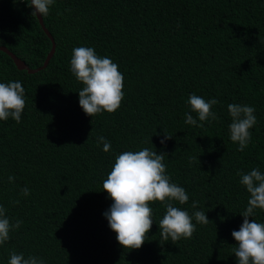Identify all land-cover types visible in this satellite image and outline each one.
<instances>
[{
  "label": "trees",
  "instance_id": "trees-1",
  "mask_svg": "<svg viewBox=\"0 0 264 264\" xmlns=\"http://www.w3.org/2000/svg\"><path fill=\"white\" fill-rule=\"evenodd\" d=\"M32 11L0 0V45L34 69L52 42ZM42 20L55 43L45 67L28 73L0 50V83L19 81L26 101L19 123L0 120V206L10 223L22 221L0 245V264L11 251L43 264H238L231 233L250 194L237 172L264 173V0H54ZM81 46L118 65L116 111L91 117L79 106L83 85L70 59ZM193 93L219 102L211 109L218 119L199 121L187 103ZM230 103L255 108L243 151L230 139ZM186 114L203 126L186 124ZM143 148L167 154L165 174L189 197L174 206L202 210L210 222L193 219L190 239L164 242L166 209L150 202L147 240L130 250L103 215L113 201L102 185L117 155ZM252 219L264 223V210Z\"/></svg>",
  "mask_w": 264,
  "mask_h": 264
},
{
  "label": "clouds",
  "instance_id": "clouds-1",
  "mask_svg": "<svg viewBox=\"0 0 264 264\" xmlns=\"http://www.w3.org/2000/svg\"><path fill=\"white\" fill-rule=\"evenodd\" d=\"M33 8L31 16H46L54 0H21ZM70 71L82 88L78 91L79 106L83 112L93 117L102 112L116 111L124 98V77L119 67L107 56H99L92 47H75L70 59ZM24 88L19 81L0 83V120L11 117L17 123L25 108ZM191 110L203 122L210 117L218 119L211 111L213 105L219 103L215 98L205 100L203 97L191 94L187 100ZM231 117L229 124L230 139L238 143L239 151H243L251 140L250 129L256 124L255 108L248 105L230 103L227 106ZM186 124L202 127L191 114H186ZM171 138L165 135L164 139ZM97 142L103 144V151L110 150V143L104 137H97ZM164 143V140H161ZM166 153L157 154L149 148L139 151H124L115 157L107 178L103 181V191L113 201L109 209L103 213L109 228L116 233V240L124 249H139L147 240L146 235L153 224V209L150 202H161L166 209L159 220L160 238L167 242H176L182 238L190 239L196 231V223L207 224L210 221L202 210H196L191 215L188 211L174 206L188 202L185 189L170 182L166 175L164 160ZM197 159V157L193 158ZM240 184L250 194L246 209L240 214L244 219L238 231H232L231 236L237 242L232 251L238 264H264V223L249 217L255 215V210H264V173L259 168H253L247 173L237 172ZM14 177L9 176V182ZM27 187L21 189L24 196L29 195ZM14 203H18L15 201ZM192 208H197L193 202ZM6 209L0 206V245L9 240L11 231L17 229L22 221L10 223ZM8 264H43L34 256L25 258L23 253L11 251Z\"/></svg>",
  "mask_w": 264,
  "mask_h": 264
},
{
  "label": "water",
  "instance_id": "water-1",
  "mask_svg": "<svg viewBox=\"0 0 264 264\" xmlns=\"http://www.w3.org/2000/svg\"><path fill=\"white\" fill-rule=\"evenodd\" d=\"M34 11V9H33ZM37 20L42 28V30L44 31V33L50 38L51 42H52V45H51V48L43 62V64L40 66V67H37V68H34V69H31V68H28L26 66V64L24 63V61H22L21 59H19L13 52H11L8 48H6L5 46H2L0 45V50L5 52L7 55L10 56V58L12 59L13 63L15 64V66L18 68V69H26L28 73H33L35 71H37L38 69L42 68V67H45L49 58L51 57V55L53 54V51H54V46H55V43L53 41V38L50 34V32L47 30V28L44 26L43 24V20H42V16L39 17V15H37Z\"/></svg>",
  "mask_w": 264,
  "mask_h": 264
}]
</instances>
